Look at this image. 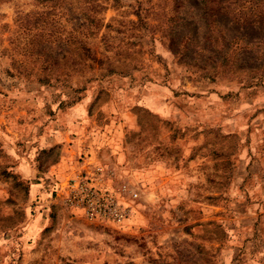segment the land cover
<instances>
[{
  "label": "rangeland",
  "instance_id": "374dc122",
  "mask_svg": "<svg viewBox=\"0 0 264 264\" xmlns=\"http://www.w3.org/2000/svg\"><path fill=\"white\" fill-rule=\"evenodd\" d=\"M0 264H264V0H0Z\"/></svg>",
  "mask_w": 264,
  "mask_h": 264
},
{
  "label": "built area",
  "instance_id": "2783aa9c",
  "mask_svg": "<svg viewBox=\"0 0 264 264\" xmlns=\"http://www.w3.org/2000/svg\"><path fill=\"white\" fill-rule=\"evenodd\" d=\"M110 176L100 165H93L65 179L54 180L51 196L88 221L121 227L132 213L130 202L136 193L123 181L112 184Z\"/></svg>",
  "mask_w": 264,
  "mask_h": 264
},
{
  "label": "trees",
  "instance_id": "16d2710c",
  "mask_svg": "<svg viewBox=\"0 0 264 264\" xmlns=\"http://www.w3.org/2000/svg\"><path fill=\"white\" fill-rule=\"evenodd\" d=\"M222 1L224 0H216V2H219V3H222ZM199 2L203 4H209V3L214 2V0H199Z\"/></svg>",
  "mask_w": 264,
  "mask_h": 264
}]
</instances>
